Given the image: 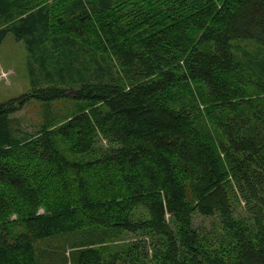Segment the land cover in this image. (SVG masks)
Returning <instances> with one entry per match:
<instances>
[{"label": "trees", "instance_id": "trees-1", "mask_svg": "<svg viewBox=\"0 0 264 264\" xmlns=\"http://www.w3.org/2000/svg\"><path fill=\"white\" fill-rule=\"evenodd\" d=\"M8 34L0 264H264V0H0Z\"/></svg>", "mask_w": 264, "mask_h": 264}, {"label": "rangeland", "instance_id": "rangeland-1", "mask_svg": "<svg viewBox=\"0 0 264 264\" xmlns=\"http://www.w3.org/2000/svg\"><path fill=\"white\" fill-rule=\"evenodd\" d=\"M238 47L242 49L244 48L245 50L249 49V52H252L253 48V46L248 43H239ZM26 60L27 52L23 48L22 43L20 41H17L12 34H8L0 43V102H5L12 98L18 97L21 94L29 93L33 89L31 78L27 74ZM33 103L40 104L41 102H38L36 99H31L25 107L16 112V114L14 115L19 120L22 127L29 132H33L37 129L35 122L38 118V113L35 112V106H32ZM60 111L62 113H65L64 108L60 109ZM57 142L64 144L62 141ZM105 142L106 140L104 138L98 137L96 143L105 145ZM61 146H58V149L62 153H64L66 157H68L69 159L74 157L69 153V149L64 150ZM39 169L43 174L45 173L42 166H40ZM241 209L242 207L236 210L238 215L243 214ZM39 212H41V210ZM218 220V217L210 219L196 217L194 220V224L198 228L201 227L203 231L213 232L215 231ZM105 236L98 233L97 235L93 236V238L94 240L99 241ZM140 236H144V238L146 239L150 238L149 235L147 236L141 233ZM125 238L133 239L135 238V236L128 234L125 236ZM80 241V233L62 235L60 239L56 241V243H53V245L57 249H55L54 247H52V249L50 248V257L57 259L60 252L59 250H61L62 248L70 247L72 244L79 243ZM42 246L45 247L44 245Z\"/></svg>", "mask_w": 264, "mask_h": 264}]
</instances>
